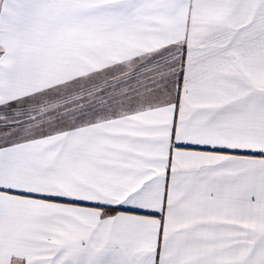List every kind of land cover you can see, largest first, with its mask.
Listing matches in <instances>:
<instances>
[{
    "label": "snow or ice",
    "instance_id": "1",
    "mask_svg": "<svg viewBox=\"0 0 264 264\" xmlns=\"http://www.w3.org/2000/svg\"><path fill=\"white\" fill-rule=\"evenodd\" d=\"M0 264H264V0H0Z\"/></svg>",
    "mask_w": 264,
    "mask_h": 264
}]
</instances>
